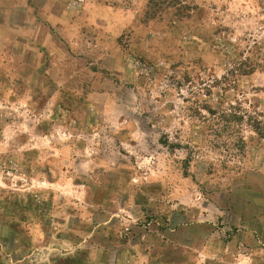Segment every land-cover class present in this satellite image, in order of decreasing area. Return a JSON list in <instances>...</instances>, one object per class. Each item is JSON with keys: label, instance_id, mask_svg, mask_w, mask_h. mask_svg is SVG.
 <instances>
[{"label": "rangeland", "instance_id": "rangeland-1", "mask_svg": "<svg viewBox=\"0 0 264 264\" xmlns=\"http://www.w3.org/2000/svg\"><path fill=\"white\" fill-rule=\"evenodd\" d=\"M254 119L264 0H0V264H264Z\"/></svg>", "mask_w": 264, "mask_h": 264}, {"label": "trees", "instance_id": "trees-1", "mask_svg": "<svg viewBox=\"0 0 264 264\" xmlns=\"http://www.w3.org/2000/svg\"><path fill=\"white\" fill-rule=\"evenodd\" d=\"M237 106H232V107H230V108H234V109H237L236 108ZM238 107H241V106H238ZM233 115V117L234 118H243V116H244V114L242 113V114H238V113H236V112H234V113H227V112H224V115H222V116H229V115ZM251 121V120H250ZM250 126L252 127V129L254 130V131H256L257 133H262V131H264V123L262 122V121H257L256 119H254V121H251V123H250Z\"/></svg>", "mask_w": 264, "mask_h": 264}]
</instances>
